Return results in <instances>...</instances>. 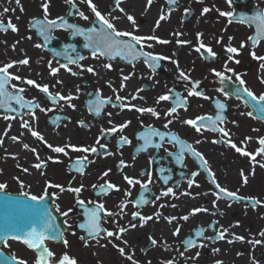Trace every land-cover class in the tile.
<instances>
[{"label": "flooded vegetation", "instance_id": "flooded-vegetation-1", "mask_svg": "<svg viewBox=\"0 0 264 264\" xmlns=\"http://www.w3.org/2000/svg\"><path fill=\"white\" fill-rule=\"evenodd\" d=\"M44 2L45 0H19L18 4L17 0H0V21L6 25L11 20L18 29L16 32L10 29L0 30V67L13 63V67L9 69L10 73L24 79H32L40 85L47 84L53 94L59 92L65 96L71 94L78 98L71 101L75 105L74 109L63 101L53 104L37 88L21 81H11V84L26 89L23 93L26 99L35 98V101L47 111L41 112L36 109V119L33 120L26 114L27 109H18L12 113L0 109V137L3 139V143L0 144V183L11 187L10 191L6 189L5 191L18 195L23 190L39 196L44 193L48 182L61 185L65 189L83 185L78 198L85 201V207H93L94 205L88 202L95 201L103 203L107 210L117 213L111 217H104L101 213L102 228L115 231L117 225L128 228L130 224H136L135 228H129L123 234V240L127 241V245L113 238H103V233L100 237L93 238L86 229L78 227L85 221V214L84 208L77 204L76 194L67 190L61 192L56 187L47 189L46 198L55 212L63 218L67 247L74 251L73 246L79 245L82 255L85 257L93 255L97 264H131V261L121 256L117 248L113 247V243L124 247L126 253L131 254L138 264H164V261L168 260H172L174 264H216L217 261H222V264L254 262L264 264V243L259 245L249 243L252 240H264L260 235L261 231H264V206L254 208L248 199L240 201L220 199L216 201L217 206L214 208L213 201L216 197L211 193L216 191L215 186L210 182L207 172L191 155L185 152L181 163H177L175 155L179 154V148L172 143H164L159 150L150 148L147 151H136L142 145V141L137 139V134L143 131L142 123L151 124L161 131H170L192 144L204 155L208 167L222 187L237 192L241 197H255L264 201V168L259 166L260 163H264V156H257L258 163L254 164L250 157L241 156L222 140L220 143H212L213 140L221 139L220 134L212 131L197 133L191 126L182 123L183 120L205 114L215 116L218 110L214 101L219 100L225 105V109L220 113L224 117L222 126L229 131L232 141L238 147H245L249 153H255L260 147L258 139L264 137V120L259 121L247 115L251 109L243 96L238 98L235 95L237 89H242L235 76L240 75L245 81L244 86L254 94L264 93V83H261L264 79L261 64L264 62L254 59L252 55L255 53L256 57L263 56L264 36L259 38L255 47L249 40V37L257 32L256 22L250 18L255 17L257 13H264V0H177L173 5L168 4L167 0H153L151 6H148L147 0H121L119 6L115 0H92L102 15L110 20L113 17L117 18L112 20L117 29L132 31L139 36L154 35L169 41L166 44L157 43L155 40L145 42L152 47L145 46L144 51L168 58L157 61L155 67L146 64L143 57H138L132 63L128 62L130 57L93 58L91 49L84 47L86 43L84 38L73 36L71 30H53L51 32L53 40L45 44L37 28L33 26L34 19L44 17L42 8ZM204 8H208L209 11L202 14ZM5 9L8 11L5 12ZM52 9H56V13L52 12ZM185 9L188 10L187 14ZM70 11L73 12V16L68 19L69 23L84 28L99 27L94 14L83 0H73L72 5L65 0L51 1L48 19L64 17ZM77 12H83L89 19L87 21L81 19ZM49 13L55 17L50 18L52 16H49ZM161 14L168 18L156 27V21ZM127 15L134 17L135 26L128 21ZM175 33L182 35L177 37ZM198 33L201 34L200 40L216 53L214 58L207 57L203 49H201L203 55L194 50L198 46ZM177 40L189 43L178 44ZM37 43L42 47H35ZM242 43L245 45L243 48L240 47ZM66 45H74L75 52L68 49L65 54ZM228 46L237 48L239 54L228 53L226 51ZM66 56L72 59L83 56L84 59L77 60L76 64H68ZM229 56H232L233 60H229ZM25 58L29 60L28 65L15 63ZM173 60L177 61L179 70L190 75L192 81H199L197 91L210 99L205 100L202 96L187 97L191 85L178 80V68L177 64L172 63ZM235 60L239 63H235ZM106 63L111 64V69L103 67ZM61 64H68L71 72L61 68ZM88 67H92L96 75L89 73L86 70ZM226 67L233 71L227 72ZM51 68H57L59 71L52 75ZM213 70L224 73L228 79L221 82ZM72 72L77 75H72ZM129 75L130 79L124 81L125 87L121 90L122 77ZM113 88L117 92L114 93ZM97 89L100 90L102 97H112L115 103H119L115 101L118 94L128 98L126 102L138 107H153L160 112V118L127 108L121 110L111 104L106 105L101 114L96 116L89 112L87 102L94 98ZM138 89L142 91L138 92ZM168 89L180 93L181 97H187V110L178 109L173 117L164 116V112L173 106L171 102L156 103V99L166 94ZM132 95H137L138 98L131 100ZM108 113H111V116ZM4 115L16 118L5 120ZM57 117L60 119L53 123ZM167 119H173V123L165 129L163 125ZM22 120H29L32 127L44 136L46 143L36 140L30 132L22 128ZM79 121H84L87 127H81ZM125 121H130L128 127L122 133L118 131L100 139V144L106 145V148H100L96 141L102 136L101 130ZM121 135L126 136L131 144L118 146ZM13 136L18 137V140L14 142L11 139ZM246 137L251 139L242 145L241 142ZM196 141L200 143L197 144ZM23 143L35 148L36 153L23 149ZM49 144L95 146L98 151L82 153L68 149L69 154L65 156L52 152ZM164 148L173 155L166 153ZM108 152L112 155H107ZM37 155L45 162V166L39 170L33 167L40 162L36 159ZM85 155L91 163H87L84 174L81 175L74 170V161L77 157ZM121 160L129 166L120 167ZM161 168L166 171L162 173ZM23 169L28 171L24 172ZM108 170L109 175L101 178ZM194 171L199 175L194 178L195 183L189 188L187 181L192 178L191 173ZM241 171L248 178L247 184L243 183ZM149 172L152 174V182L147 184V191L140 185L129 186L123 178L128 175L144 183L148 181ZM165 177H168L167 183L164 182ZM105 180L117 185L120 190H111L107 195L98 194L99 188H93V185L99 186ZM18 181L24 184L23 189ZM169 187L173 189L175 195L161 196L162 191ZM126 191H130L131 195L126 196ZM141 192L148 203L134 206L135 202L139 201ZM184 192L191 195H181ZM157 196L161 198L157 200ZM122 202L127 206L124 212L120 213L118 205ZM57 205L59 211L56 210ZM196 207L207 208L209 211L190 216L187 221L181 219ZM69 209L71 211L67 217L61 215ZM133 212H139L145 217L152 216L153 219L140 226L138 217L133 220L131 215ZM157 212L161 214L159 218L155 216ZM164 217L176 219L168 223ZM210 224L213 227L209 228ZM177 227L180 228V233L174 236L172 233ZM198 228L205 229L201 238L194 235ZM221 228L227 229L225 239L216 240V232ZM82 236L88 241L87 246L80 239ZM150 236L157 241L156 245H152ZM234 236L244 237V240H234ZM188 238L196 240L198 245L205 246L185 251L182 241ZM110 240L113 243H109ZM229 240L233 242L228 243ZM213 249L219 251L213 252ZM181 252L184 253L183 256L180 255Z\"/></svg>", "mask_w": 264, "mask_h": 264}, {"label": "snow or ice", "instance_id": "snow-or-ice-1", "mask_svg": "<svg viewBox=\"0 0 264 264\" xmlns=\"http://www.w3.org/2000/svg\"><path fill=\"white\" fill-rule=\"evenodd\" d=\"M66 3L72 5L73 0H65ZM83 2L88 4V7L92 11V13L95 16L96 22L98 23L99 27L91 26V27H80L79 25L69 23L65 18L63 17H57L56 19H48V9H49V3L48 0H45V2L42 4L43 12H44V18L42 20L34 19L33 26L37 28L38 34L43 38L44 43L48 44L51 42V39L53 38L51 36V32L56 29H63V30H71V34L73 36H80L83 37L86 43L84 44L85 48L91 49L93 58L97 57H109L111 59H115L116 57L121 58H128L129 63H132L134 60H136L138 57H143L144 62L148 64L150 67L157 66V61L168 59L163 56L154 55L151 52L144 51L145 46L152 47L151 44H145L146 41L155 40L157 43L160 44H166L169 41L159 39L158 37L152 35V36H139L135 35L132 31H125V30H119L115 26V24L112 22V20L117 19L115 17L110 20L108 17L101 14L100 11H98L97 6L92 3V0H83ZM153 0H147L148 6H151ZM17 3L19 4V0H17ZM115 3L117 6L120 5L121 0H115ZM167 3L170 5L176 4L177 0H167ZM123 11V9H120ZM8 9H5V12H7ZM209 11L208 8H204L202 11L203 13H207ZM188 10L185 9V13L187 14ZM77 15L83 20H88L89 17L86 16L83 12H77ZM221 15H231V13H221ZM168 17L161 14L159 19L156 21V27L160 26L161 21L166 20ZM128 21H130L133 26H135L136 22L132 15H127ZM251 20L256 22L257 27V34L256 36L249 37V40L252 42L253 47L256 46L258 43V38L261 36H264V13H257V15L253 18H250ZM11 30L13 32H16L18 29L16 25H14L11 20L7 22L5 25L2 21H0V30L6 31ZM177 37L182 35V33H175ZM200 35L197 34V40H198V46L194 49L197 53H201V49L204 50L205 53H207V57L214 58L216 56V53L212 51L211 47L206 46L201 40ZM31 39V37H29ZM231 39V38H229ZM219 42V41H218ZM178 44H187L189 41H180L177 40ZM245 45L242 43L241 48H243ZM35 47L40 48L42 47L41 44L37 43ZM68 49H71L72 52H75V46L74 45H66L65 46V54H67ZM226 51L228 53L233 54H239V50L235 47L228 46L226 48ZM56 55H60V53H56ZM203 55V53H201ZM254 59H259L264 61V56L262 57H256L255 53H252ZM68 64H76L77 60H83V56L77 57V59L68 58ZM229 60H233L232 56L228 57ZM235 63H239L238 60L234 61ZM21 65H28L29 60L27 58L20 60L18 62ZM173 64H177V61L173 60ZM68 64H61L60 67L64 68L65 70L71 72V68L68 67ZM51 67V64L49 65ZM13 67V63L5 64L4 66L0 67V109L5 110L6 112L12 113L17 112L18 109H27V115L31 116L33 120L36 119L35 116V110L39 109L41 112L47 111L45 108L41 107L40 103L35 101V98L29 100L26 99L23 95L25 92V88L23 87H17V85L11 84V81H21L22 83L37 88L41 93L45 95V97L50 100L53 104H57L60 101L65 102V104L70 108H75V105L71 103L73 99H77L78 97L73 96L71 94L65 96L62 95L59 92H56L55 94L51 93L49 90V85L44 84L40 85L36 81L32 79H24L20 76L14 75L9 72V69ZM82 67V66H81ZM103 67L105 69H111V64H104ZM178 68V80L188 82L191 87L187 91V97L197 96L201 97L205 100L210 99L208 96H204L200 91H197V88L199 86V81H192L190 78V75L185 73L183 70H179V66L177 64ZM261 68H264V64H261ZM89 73H92L93 75H96L95 70L92 67H88L86 69ZM59 69L57 68H51L52 75H55ZM227 72H232L233 70L226 67ZM213 73L216 77L220 78L221 82H224L228 77L224 75L222 72H218L213 70ZM72 75H77V73L72 72ZM130 79L129 76H123L121 80V90L125 87L124 81H127ZM235 79L239 82V84L242 86V89H237L235 92V95L239 98L241 96L247 97L246 103H251L252 111H249L247 115L252 116L253 112L261 114L258 118H264V93H261L260 95L254 94L253 91H251L249 88L245 87V81L241 78L240 75H236ZM57 83H61L60 81H57ZM261 83H264V79L261 80ZM111 87V85H109ZM9 89H12L11 91ZM79 91V90H78ZM142 91V89L137 90ZM218 91H223V89H218ZM113 92H117L116 89L113 88ZM187 97H181V94L178 92H174L173 89H168V92L166 94L160 95L156 99V103L160 104L162 101H169L172 103V107L167 109L164 112L165 117H173V114H176L178 109L187 110ZM137 95H132L131 100L137 99ZM128 98L122 97L118 94L115 96V101L119 103H115L112 100V97H102L100 90L97 89L95 96L93 99H90L87 102L88 110L90 113L99 116L101 114L102 109L106 106L111 104L113 107H119L121 110H124L127 108L128 110H135L137 113L144 114L149 113L153 117L159 119L160 118V112H158L153 107H138L134 104H131L130 102H126ZM215 108L218 110L217 114L215 116L213 115H201L197 116L194 119H186L183 120L182 123L188 126H191L197 133H202V131H212L214 133L220 134L221 139L220 140H213L212 143H220L221 140L224 144L230 146L232 149H235L237 153H239L241 156L250 157L251 162L254 164L258 163L256 161L257 156H264V137H261L258 139V143L260 145L259 148L255 151V153H249L246 151L245 147H238L236 143H234L231 139V135L227 129H225L222 125L224 123V117L220 114L224 109L225 105L221 103L219 100L214 101ZM18 106V108H17ZM50 110V109H48ZM109 116H111V113H108ZM3 118L5 120H12L15 119V116L10 115H4ZM60 118L57 117L56 120H53V123H56L57 120ZM81 127H87L86 123L84 121L78 122ZM111 124V120L109 121ZM173 123V119H167V122L163 125L165 129H168L169 125ZM130 124V121H125L122 124L119 125H113L111 128L108 129H102V136L97 139L96 143L99 145L100 148H106L105 144H100V139L105 138L106 136H110L111 134H114L116 132H123V130L128 127ZM21 127L26 129L28 132H30L31 136L34 137L38 141L45 142L44 136L37 130H35L29 120H22ZM143 131L139 132L137 134V139L139 141H142V145L136 149L137 152L147 151L150 148L153 149H161L164 146V143H172L175 146H178L179 148V154L175 155V160L177 163H181L183 159V155L185 152L189 155H191L200 165L201 168L205 172H207L208 178L210 182L215 186L216 191H213L211 194L216 197V199L213 201V207L215 208L216 201L220 199H228L231 201H240L243 199H248L252 205V207L257 206H264V201H261L259 199H256L255 197H241L237 194V192L229 191L227 188L222 187L219 183H217L214 173L211 171V169L208 167V162L205 159L204 155L197 151L192 144L182 140L178 135L175 133H172L170 131H161L159 129H156L151 124L143 125L142 123ZM6 134V133H5ZM11 139L15 142L18 140V137L13 136ZM251 137H246L244 141L241 142L242 145L246 144V141L250 140ZM3 143L2 137H0V144ZM196 143H200V141H196ZM126 144H131V141L126 137L121 135L118 140V146H123ZM23 149L36 153L35 148H31L29 144L23 143L22 144ZM48 147L51 149L54 153H60L65 156H68L69 152L68 149H71V151L74 152H82V153H96L98 151V148L95 146L90 147H80L76 145L71 144H65L63 146H52L51 144L48 145ZM164 151L168 153L170 156L173 155V153H170L167 148H164ZM107 155H112V153L108 152ZM13 158H15L13 156ZM36 159L40 162L33 165L36 169H42L45 166V162L40 160L39 155L36 156ZM49 159H53L52 157H49ZM87 163H91V161H88V157L82 156L77 157L74 161L75 168L74 170L81 175L84 174L85 168L87 166ZM123 160L120 161V167H128ZM259 166L261 168H264V163H260ZM24 172H27V169H23ZM109 171H105L102 174V177H106L109 175ZM160 171L163 173L166 170L164 168H161ZM148 175V181L142 183L141 180L130 177L128 175H125L123 178L127 182L129 186H135L140 185L141 188H143L145 191H147V184L152 182V174L149 172ZM199 175L198 172H192L190 179H188L187 183L189 188L193 186L195 183L194 178ZM254 175V170H253ZM241 176L243 177V183H248V178L245 175L243 171H241ZM21 189L24 188V184L20 181ZM164 182H168V177L164 178ZM198 186V185H197ZM7 185L4 183H0V201L4 202V206L6 208V212L4 215V229H5V235L0 236V242L4 243L5 246H7V233H15L11 238L14 240L22 241L29 249L37 251V258L34 262V264H77V261L75 258L70 257L66 252L61 255V257L56 260L55 259V253L51 250H49L45 246L46 240H61L65 247L68 246V241L66 239H63V233L57 228V226L54 223L55 217L52 215L51 210L49 207L44 203L46 200V197L48 195L47 189L50 187H56L59 188L61 192L63 191H70L76 194L77 196V204L84 208V214H85V221L83 223H80L78 227L81 229H86L88 231L89 236L93 238H97L101 236V233H103V238H113L114 240L121 241L123 244L127 245V241L123 240V234L129 230V228H135L136 224H130L128 228L121 227L117 225L115 231H110L107 229H104L101 227L100 221H101V213H103L104 217H111L114 215H117V213H114L112 211H109L105 208L103 203H96L95 201H89V204L94 205L93 207H85V201L79 199V194L82 191L83 185L76 188H67L65 189L61 185H53L50 182L46 183L45 191L43 194L37 196L32 195L29 192L21 191L15 198H13L10 194H7L5 192ZM99 188V193H103L104 195H107L111 190L119 191V187L107 180L104 181L103 184L97 186L93 185V188ZM126 196H130L131 192L126 191ZM169 195H175L173 192V189L171 187L167 188L165 191H162L161 196H169ZM181 195H191L189 192L181 193ZM161 197L157 196L156 199L159 200ZM129 203H133L132 201H129ZM139 203H148V200L144 196V193L141 192L140 198L138 202H135L134 206H138ZM127 204L121 203L118 205L119 212L123 213L124 209L126 208ZM175 207V205H173ZM56 210L59 211V206H56ZM71 209H69L66 212L61 213V215L67 217L69 215V212ZM209 210L207 208L203 207H196L193 208L192 211L183 217H181L182 220L187 221L190 216L196 215L198 213H206ZM215 214V213H213ZM133 220H135L137 217L139 218L141 224L140 226H143L148 220L153 219L152 216H142L139 212H133L132 214ZM160 213L157 212L155 216L157 218L160 217ZM165 220H167L168 223H172L173 220L176 219V217H164ZM115 223V221L113 222ZM209 228L213 227L212 224L208 226ZM204 228H198L195 231V237L201 238L204 235ZM180 233V228L177 227L175 231L172 233L174 236L178 235ZM227 233V229H220L216 232L215 239L216 240H223L225 239V235ZM260 235L264 237V231H261ZM82 241H84L85 246L88 245V241L85 239V237L80 238ZM205 239H212V237H205ZM149 240L151 241L152 245H156L157 241L153 239L151 236L149 237ZM234 240L243 241L244 237L241 236H234ZM233 240H229L228 243H232ZM109 243H113L112 240L109 241ZM249 243H252L253 245H259L264 243V240H252L249 241ZM182 244L185 246V251H187L190 248L194 247H204L203 244H197L196 240L192 238H188L185 241H182ZM113 247L117 248L118 252L121 256L126 257L127 260L131 261V264H138L136 260L133 259V256L131 254H127L124 247H120L117 244L113 243ZM219 249H213V252H218ZM3 254L0 253V256ZM181 256L184 255L183 252L180 253ZM199 256V253L196 254ZM7 257H4L3 261H0V264H8ZM195 259V257H193ZM11 260L14 262V264H27L26 261L23 259H19L15 256L11 257ZM164 264H174L172 260L164 261ZM216 264H222V261H217ZM255 264V262H254Z\"/></svg>", "mask_w": 264, "mask_h": 264}, {"label": "rangeland", "instance_id": "rangeland-1", "mask_svg": "<svg viewBox=\"0 0 264 264\" xmlns=\"http://www.w3.org/2000/svg\"><path fill=\"white\" fill-rule=\"evenodd\" d=\"M51 1H55V0H48V3L51 4ZM52 12L56 13V9H52ZM49 16H52L49 13ZM55 16H52L50 18H54ZM263 47V56H264V46ZM264 62V61H263ZM263 69V73H264V68ZM6 190L10 191L11 187H6ZM47 247L49 250L53 251L55 253V259L58 260L62 254H64L65 252L70 256L76 259L78 264H97V261L95 260V257H93V255H91L90 257H85L84 255H82V251H81V247L79 245L73 246L74 251H71L68 247H65V245L62 244H53V243H47ZM2 249L6 252H8L9 254H11L12 256L14 255L15 257L19 258V259H23L24 261L27 262V264H34L35 260H36V254L29 250L27 247H25L23 244H21L20 242L17 241H9V243H7V246H5V244L3 243L2 245Z\"/></svg>", "mask_w": 264, "mask_h": 264}, {"label": "water", "instance_id": "water-1", "mask_svg": "<svg viewBox=\"0 0 264 264\" xmlns=\"http://www.w3.org/2000/svg\"><path fill=\"white\" fill-rule=\"evenodd\" d=\"M253 115L256 116V117H259L261 114L259 113H256V112H253ZM262 119V118H260ZM264 119V118H263ZM13 198H15L17 195H13V194H10ZM44 203L49 207V209L51 210L52 212V215L55 217V220H54V223L55 225L57 226V228L63 233L64 232V227L62 225L63 221L61 220V218L59 216H56L54 214V211L52 209V206L51 204L49 203V200L46 198V200L44 201ZM5 212H6V208L4 206V202L3 201H0V236H4L5 235V229H4V215H5ZM15 235V233H11V232H8L7 233V241L8 240H12V236ZM14 240V239H13ZM18 241V240H17ZM50 241H53V240H50ZM22 242V241H20ZM54 242H62L61 240H56ZM9 243V242H7ZM23 243V242H22ZM2 245V242H0V247ZM27 247V246H26ZM28 248V247H27ZM2 249V247H1ZM31 250V249H30ZM34 251L36 254H37V251L35 250H32ZM0 253H2L3 255L0 256V261H3L4 257H7L9 258L8 259V264H14V262L11 260V255L5 253L4 251H1L0 250Z\"/></svg>", "mask_w": 264, "mask_h": 264}]
</instances>
